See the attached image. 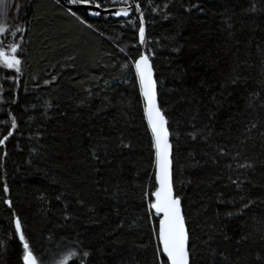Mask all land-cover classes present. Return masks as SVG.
<instances>
[{
  "label": "trees",
  "instance_id": "trees-1",
  "mask_svg": "<svg viewBox=\"0 0 264 264\" xmlns=\"http://www.w3.org/2000/svg\"><path fill=\"white\" fill-rule=\"evenodd\" d=\"M22 1L27 15L20 27L28 28L22 79L28 92L11 106L22 134L9 141L6 156L0 151V184L7 182L26 235L46 249L48 264H59L70 241L77 240L90 252L85 264H153L140 188L152 172L150 133L135 78L120 67L125 56L110 43L135 58L128 47L136 43L133 32L96 20L104 39L58 15L53 0ZM150 2L162 8L165 0ZM252 2L255 13L247 11L249 0H168L165 18L141 0L159 99L181 133L174 152L181 170L177 191L190 213L196 264H262L257 257L264 258V136L255 130L248 139L237 135L250 118L264 123V0ZM194 3L203 11L186 12ZM52 76L56 79L44 85ZM190 123L206 139L191 140ZM37 132L39 142L29 139ZM89 134L93 141L107 138L109 163L90 161ZM121 136L129 148L117 146ZM219 148L229 154L220 155ZM247 161L254 167L237 169V162ZM238 175L246 177L242 191L229 180ZM98 180L106 192L97 191ZM241 196L255 203L242 215L227 216L241 206ZM218 197L235 203H220ZM0 242V264H22L2 206Z\"/></svg>",
  "mask_w": 264,
  "mask_h": 264
},
{
  "label": "snow or ice",
  "instance_id": "snow-or-ice-1",
  "mask_svg": "<svg viewBox=\"0 0 264 264\" xmlns=\"http://www.w3.org/2000/svg\"><path fill=\"white\" fill-rule=\"evenodd\" d=\"M147 7L152 11L157 10L165 13V18L170 15L167 12L169 7L168 0H165L163 7L151 4L150 0H145ZM251 7L247 11L255 13L257 11L256 4L249 0ZM57 14L74 21L76 24L92 31L104 39V33L100 32L96 26V20H103L105 23L111 21L120 26L124 32L131 30L135 44L129 45L135 49L136 56L132 58L125 51L124 47L116 41H110L117 51L124 54L125 61L120 64L122 69L128 70L135 78L134 86H138V97L141 101L142 119L146 122V130L150 133V149H151V167L152 172L148 177L147 182L140 185L141 197L144 207V215L150 227V235L153 241V264H196L195 261V244L192 239L194 233L190 229V213H188L182 205V197L177 191L179 183L180 167L176 163L174 152H179L180 131L169 122V117L166 115L167 109L162 107L163 101L158 99L157 79L155 78L154 66L152 58L155 53L147 47L149 39L146 37V27L144 19V8L141 6V0H53ZM193 8L203 11L198 4H191L185 8V11H191ZM9 10L7 8V0H0V17H7ZM27 15V14H25ZM30 21L26 20L25 24ZM231 28V24L228 25ZM28 35V28L20 27L16 23H0V151L6 156L7 152L3 151L9 141H14L21 135L20 123L17 117L11 111L12 105H18L21 94H27L28 87L23 81L24 66L26 61V49L24 43ZM122 35V34H121ZM143 49V50H141ZM109 59L113 58V53H108ZM116 65L114 64L113 67ZM107 67V65H104ZM56 79L55 76L51 80H44L43 84L48 85ZM236 81H233L235 83ZM107 85V81L103 82ZM40 87L35 84L34 88ZM99 88V85H96ZM91 95V89H87ZM4 93L10 99L4 98ZM254 101L260 100V93L254 92L251 94ZM7 105V107H5ZM35 107V105H33ZM46 107H51L47 104ZM252 107L251 104L248 105ZM264 107V103L261 104ZM27 112V109H24ZM251 113L249 116L251 117ZM29 120L33 116L28 117ZM191 131L187 132L188 137L195 141L198 136L201 139H206L203 129H197L194 123H190ZM264 136V123L255 122L249 119L238 126L237 135L243 136L245 139L251 138L253 131ZM210 134V133H209ZM41 133L37 132L29 139H36L39 142ZM90 144L88 146V157L93 163H109V144L107 138L102 137L99 140L93 141L89 134ZM243 142V141H241ZM174 143L176 147L174 149ZM121 148H129L130 144L125 143L123 137L119 138L117 145ZM32 153H36L35 147L31 148ZM219 154L228 155L225 148L218 149ZM239 156L236 153L231 159L235 160ZM28 163H31L29 160ZM231 169L232 165H228ZM237 169L253 168L252 162L247 161L243 164L237 162ZM93 171H99L94 168ZM245 179L237 176L236 179L229 177L230 182L235 185L237 190L242 191V186ZM97 191H107L100 181L96 182ZM120 193L117 190L115 196ZM64 196L63 193L57 195L55 199L60 200ZM41 199H44L42 194ZM220 203H235L234 201H224L218 197ZM242 201L239 208L233 211H227L226 215H242L245 209H249L255 201L248 199ZM77 203L83 205V200H78ZM0 206L3 207L8 216L9 225L12 228L13 234L18 238L22 252V264H48L49 256L46 249L41 246L37 248L30 236L26 235V229L23 226L22 219L16 214L13 199L11 198L10 189L7 182L0 184ZM65 215L64 219L71 218L67 211L68 203L64 204ZM2 246V242H0ZM90 252L86 250L82 242L70 241V246L66 248L64 255L59 260V264H85ZM264 264V258L257 257ZM227 258H225V261Z\"/></svg>",
  "mask_w": 264,
  "mask_h": 264
},
{
  "label": "rangeland",
  "instance_id": "rangeland-1",
  "mask_svg": "<svg viewBox=\"0 0 264 264\" xmlns=\"http://www.w3.org/2000/svg\"><path fill=\"white\" fill-rule=\"evenodd\" d=\"M7 8L9 15L7 17H0V23H4L7 20L8 23H16L18 26H21L25 14L23 1L7 0Z\"/></svg>",
  "mask_w": 264,
  "mask_h": 264
},
{
  "label": "water",
  "instance_id": "water-1",
  "mask_svg": "<svg viewBox=\"0 0 264 264\" xmlns=\"http://www.w3.org/2000/svg\"><path fill=\"white\" fill-rule=\"evenodd\" d=\"M154 73H155V71H154ZM156 78V77H155ZM157 90H158V85H157ZM158 99H159V96H158Z\"/></svg>",
  "mask_w": 264,
  "mask_h": 264
}]
</instances>
